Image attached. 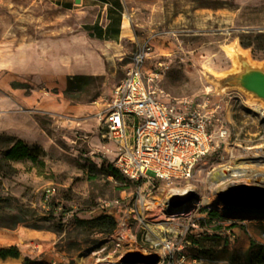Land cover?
<instances>
[{
  "label": "rangeland",
  "instance_id": "374dc122",
  "mask_svg": "<svg viewBox=\"0 0 264 264\" xmlns=\"http://www.w3.org/2000/svg\"><path fill=\"white\" fill-rule=\"evenodd\" d=\"M123 17H129L130 34L111 42L85 36L82 19L52 0H0V158L10 136L32 149L31 158L11 161L14 172L0 173V229L29 231L37 222L44 227L41 235H23L20 244L25 253L52 264H78L81 252L95 264H149L118 259L140 250L157 252L163 260L168 254L153 245L161 239L173 245L174 263L185 254L186 264H260L256 252L264 249V215H230L209 205L194 213L181 208L201 194L217 198L228 185L263 180L255 172L211 186L217 167L254 164L255 146H264V117L254 110L256 101H264L224 82L240 69L227 52L231 46L264 66V0H124ZM138 53L145 55L142 68L148 77L156 74L151 83L166 99L192 102L225 132L188 179L146 187L120 171L117 176L106 171L109 164L115 167L117 149L102 136V112ZM60 64L67 72L52 69ZM75 74L89 78L77 96H68V78ZM253 166L249 173H264ZM49 186L56 192L46 204ZM176 194L182 198L172 202ZM154 201L160 203H148ZM22 209L30 211L28 221L5 226ZM210 209L219 215L211 217ZM101 213L115 217L112 233L76 226V218ZM167 221L176 231L159 225ZM109 255L113 261L96 263Z\"/></svg>",
  "mask_w": 264,
  "mask_h": 264
},
{
  "label": "built area",
  "instance_id": "2783aa9c",
  "mask_svg": "<svg viewBox=\"0 0 264 264\" xmlns=\"http://www.w3.org/2000/svg\"><path fill=\"white\" fill-rule=\"evenodd\" d=\"M144 59V54L135 56L133 65L113 88L101 121L103 138L116 145L115 167L132 182L150 187L156 181L190 178L200 161L220 145L225 132L217 128L207 111L192 102L166 99L151 83L156 74L148 77L143 70ZM55 192V187H46L43 201L48 204ZM141 208H149L147 202L143 201ZM153 245L162 246L168 254L162 264H186L185 254L177 263L172 261L174 248L169 241L161 239Z\"/></svg>",
  "mask_w": 264,
  "mask_h": 264
},
{
  "label": "crops",
  "instance_id": "0c3cea01",
  "mask_svg": "<svg viewBox=\"0 0 264 264\" xmlns=\"http://www.w3.org/2000/svg\"><path fill=\"white\" fill-rule=\"evenodd\" d=\"M57 5L73 11L82 20V29L85 36L90 39L108 40L117 42L123 37V7L124 0H52ZM52 69L57 73L67 72L64 66H52ZM74 70V68H73ZM71 73V71H68ZM41 230V229H40ZM39 229L29 231L0 229V248L10 247L15 245L20 251L18 257L7 256L0 257V264H23L27 257L34 258L33 255L25 253V248L21 246V241L24 240L23 235L36 237L41 235ZM50 261V259H44Z\"/></svg>",
  "mask_w": 264,
  "mask_h": 264
},
{
  "label": "bare ground",
  "instance_id": "6f19581e",
  "mask_svg": "<svg viewBox=\"0 0 264 264\" xmlns=\"http://www.w3.org/2000/svg\"><path fill=\"white\" fill-rule=\"evenodd\" d=\"M123 34L128 35L130 34V21L129 17L124 20V26H123ZM228 54L233 58L234 64L239 66L240 64V57L246 58L248 61H250L252 64H254L250 58V55L248 52L244 49L237 48L235 46H231L230 48H227ZM262 66V65H259ZM254 110L258 112L262 117H264V103L261 101H256L254 103ZM252 160L255 162L254 164H249L245 161H232L230 165H222L216 168L215 171L211 174V182L212 187H216L219 185H228V183L237 182L241 179L247 178L251 175L255 176H261L264 181V173L258 172V170L251 169V173L247 170L251 166L255 167H263L264 168V146L263 144H257L255 146V151L252 155ZM253 166V167H254ZM160 200V198H157ZM149 204H159L160 201L157 202H148ZM202 205H209V206H218L220 207L225 213L230 215H238V216H257L261 217L264 215V207H258V206H245V205H225L223 202H219L216 196L214 195H207V194H201L199 198L186 202L181 209L185 211H190L192 213L196 212L199 207ZM163 229L169 230V231H176V228L173 227L172 223L167 221L162 224H159ZM114 258L112 255H109L106 257L103 261L101 259H96V263H102L107 261H113ZM77 262L78 264H95L88 261V255L85 252H81L77 256Z\"/></svg>",
  "mask_w": 264,
  "mask_h": 264
},
{
  "label": "trees",
  "instance_id": "16d2710c",
  "mask_svg": "<svg viewBox=\"0 0 264 264\" xmlns=\"http://www.w3.org/2000/svg\"><path fill=\"white\" fill-rule=\"evenodd\" d=\"M246 41H242V44L249 45V43H245ZM89 78V75L84 74H75L73 76H69L68 84L66 87V94L68 96H77L81 90L84 89L83 81ZM4 139L3 136H0V140ZM8 143L4 147L5 151L0 158V162L3 163L4 171L2 167H0V173L3 175L10 174L15 171V167L11 164L12 160H18L23 158H31L32 157V149L30 146L25 143L22 139H17L15 136H10L6 138ZM108 174H112L113 176H117L119 170L115 168L112 164H109L106 168ZM1 200V199H0ZM30 215V211L28 209H22L18 213L14 214L11 219L5 223V226L10 228H15L19 223L27 222L28 216ZM209 215L211 217L219 215L217 209H210ZM43 219H47L46 217H42ZM30 225L36 229H43L41 225L37 224ZM76 226L81 229H88L91 232L97 233H112L116 226L117 221L115 217L108 213H101L96 217L90 219H80L76 218ZM20 255V251L17 246L12 245L6 248H0V257L6 258L7 256L18 257ZM256 255L260 259V264H264V249L261 247L256 252ZM23 264H52L50 261L44 259L30 258L27 257Z\"/></svg>",
  "mask_w": 264,
  "mask_h": 264
},
{
  "label": "water",
  "instance_id": "95a60500",
  "mask_svg": "<svg viewBox=\"0 0 264 264\" xmlns=\"http://www.w3.org/2000/svg\"><path fill=\"white\" fill-rule=\"evenodd\" d=\"M240 61V69L227 75L224 82L238 85L264 101V66L252 64L244 57H240ZM216 194L218 201L225 205L264 207L263 180L256 179L255 183L231 184L218 190ZM181 198L180 195L176 194L171 201L178 202ZM118 260L126 263L157 264L161 261V256L157 252L144 253L140 250H129L123 253Z\"/></svg>",
  "mask_w": 264,
  "mask_h": 264
}]
</instances>
